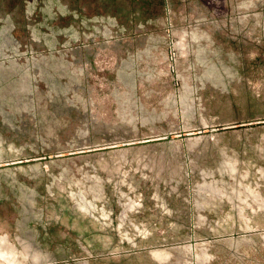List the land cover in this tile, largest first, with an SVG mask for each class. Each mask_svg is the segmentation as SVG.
<instances>
[{
	"label": "rangeland",
	"instance_id": "obj_1",
	"mask_svg": "<svg viewBox=\"0 0 264 264\" xmlns=\"http://www.w3.org/2000/svg\"><path fill=\"white\" fill-rule=\"evenodd\" d=\"M166 4L0 0V264H264V0Z\"/></svg>",
	"mask_w": 264,
	"mask_h": 264
},
{
	"label": "water",
	"instance_id": "obj_2",
	"mask_svg": "<svg viewBox=\"0 0 264 264\" xmlns=\"http://www.w3.org/2000/svg\"><path fill=\"white\" fill-rule=\"evenodd\" d=\"M163 4H164V6H165V8H166V10H167V4H166V0H163ZM181 136H186V135H183V134H181Z\"/></svg>",
	"mask_w": 264,
	"mask_h": 264
}]
</instances>
